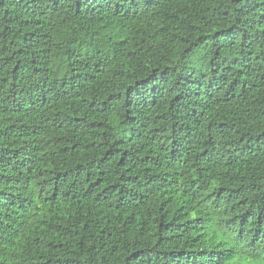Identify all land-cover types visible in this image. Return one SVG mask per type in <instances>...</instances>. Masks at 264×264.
<instances>
[{
  "label": "trees",
  "instance_id": "obj_1",
  "mask_svg": "<svg viewBox=\"0 0 264 264\" xmlns=\"http://www.w3.org/2000/svg\"><path fill=\"white\" fill-rule=\"evenodd\" d=\"M0 264H264V0H0Z\"/></svg>",
  "mask_w": 264,
  "mask_h": 264
}]
</instances>
